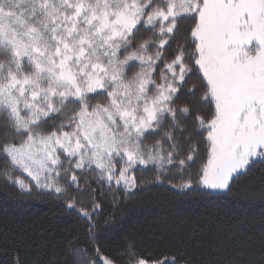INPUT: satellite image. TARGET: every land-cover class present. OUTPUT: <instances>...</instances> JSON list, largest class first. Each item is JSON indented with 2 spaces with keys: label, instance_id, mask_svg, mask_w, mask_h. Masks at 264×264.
Wrapping results in <instances>:
<instances>
[{
  "label": "snow or ice",
  "instance_id": "snow-or-ice-1",
  "mask_svg": "<svg viewBox=\"0 0 264 264\" xmlns=\"http://www.w3.org/2000/svg\"><path fill=\"white\" fill-rule=\"evenodd\" d=\"M0 161L87 222L49 264H264L240 222L153 254L109 251L99 219L103 195L229 194L264 166V0H0Z\"/></svg>",
  "mask_w": 264,
  "mask_h": 264
},
{
  "label": "trees",
  "instance_id": "trees-1",
  "mask_svg": "<svg viewBox=\"0 0 264 264\" xmlns=\"http://www.w3.org/2000/svg\"><path fill=\"white\" fill-rule=\"evenodd\" d=\"M137 191L117 193L118 206L111 195L100 197V227L109 251L126 238L153 254L172 251L181 241L208 246L215 243L218 230L237 222L257 240L264 232V166L254 168L229 194L182 196L168 185ZM86 228L85 220L47 195L22 196L0 187V264H15L17 254L23 264H49L66 238L84 241Z\"/></svg>",
  "mask_w": 264,
  "mask_h": 264
}]
</instances>
